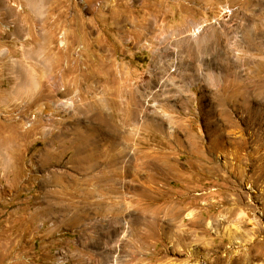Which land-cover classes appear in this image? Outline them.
<instances>
[{"label": "rangeland", "instance_id": "1", "mask_svg": "<svg viewBox=\"0 0 264 264\" xmlns=\"http://www.w3.org/2000/svg\"><path fill=\"white\" fill-rule=\"evenodd\" d=\"M0 264H264V0H0Z\"/></svg>", "mask_w": 264, "mask_h": 264}, {"label": "bare ground", "instance_id": "2", "mask_svg": "<svg viewBox=\"0 0 264 264\" xmlns=\"http://www.w3.org/2000/svg\"><path fill=\"white\" fill-rule=\"evenodd\" d=\"M198 31H199V29L197 30V33H198ZM25 69H26V68H25ZM28 71H29V70H28ZM71 107H72V105L67 104L66 106H64V109H67V110H68V109L71 108ZM233 142H234V141H233ZM240 142H241V141H240ZM240 142L237 141V142H235V144H237V145H241ZM233 145H234V144H233ZM237 145H236V146H237Z\"/></svg>", "mask_w": 264, "mask_h": 264}]
</instances>
